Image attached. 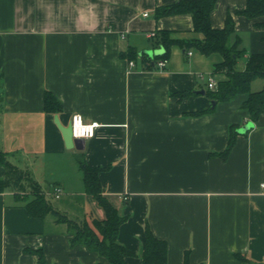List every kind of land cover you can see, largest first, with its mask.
Here are the masks:
<instances>
[{
	"label": "crops",
	"instance_id": "0c3cea01",
	"mask_svg": "<svg viewBox=\"0 0 264 264\" xmlns=\"http://www.w3.org/2000/svg\"><path fill=\"white\" fill-rule=\"evenodd\" d=\"M176 1L0 0V150L57 210L90 225L106 213L86 191L79 161L102 167V194L126 217L118 240L136 254L130 264H141L147 223L167 240L168 264H264V113L225 155L230 126L250 119L248 93L218 102L206 93L210 76H225L215 71L221 55L173 45L163 69L150 65L161 58L144 52L154 50L150 33L202 37L191 13L156 16ZM246 4L216 0L210 15L217 28L232 15V41L238 36L245 51L240 70L264 52L256 25L264 16L238 13ZM259 79L252 90L264 87ZM47 92L58 112L46 108ZM76 112L100 125L82 148H69L58 124ZM55 187L66 196L59 205ZM25 192L0 191V264H40L38 251L46 264H111L72 244V228L54 213L32 215L17 194Z\"/></svg>",
	"mask_w": 264,
	"mask_h": 264
},
{
	"label": "trees",
	"instance_id": "16d2710c",
	"mask_svg": "<svg viewBox=\"0 0 264 264\" xmlns=\"http://www.w3.org/2000/svg\"><path fill=\"white\" fill-rule=\"evenodd\" d=\"M215 3L216 0H178L174 3L157 7V17L176 13H191L194 31L201 33L202 37L180 39L173 37L171 30H162L153 37L154 49H164V53L156 58H169L173 45H180L186 52L196 48L205 55L220 54L222 59L215 64V71L224 72L225 76L219 79L217 89L208 88L206 93L216 102L229 100L240 92L248 93L243 106L249 111V119L255 123L260 115L264 113V87L260 90H252L251 83L256 78L264 79V52L251 53L245 63V68L242 70L237 69L238 59L245 54V51L239 47L241 40L238 36L232 41L234 33L232 15H228L224 27L217 28L212 25L210 15ZM238 13L244 14L249 18L264 16V0H247L246 6L238 10ZM256 25L264 26V21H259ZM130 57L134 58L135 54L133 52L130 53ZM150 59V65L153 66V59ZM191 92L187 91L181 94L184 95ZM45 103L46 108L49 110L58 112L61 108L55 96L49 92L45 95ZM237 128L236 124L230 126L229 142L224 151L225 155L230 152L235 144ZM0 164L5 167V175L0 179V191L11 185L17 186L19 190L26 191L23 196H20L19 193L17 194L19 198L27 200V210L34 216H45L48 213H54L58 221H66L74 233L71 239L72 244H86L90 249L99 252L111 264H130L127 258L136 254L118 240L120 225L126 217L102 194L100 183L102 167H90L84 160L81 159L79 161L86 191L99 202L106 213L104 219L94 218L92 220L93 225H90L87 221L80 223L70 219L67 215L57 210L42 190L40 184L27 172L10 162L5 152L1 150ZM29 194L32 195V198H30ZM167 252V240L156 236L147 223L145 226L144 245L140 253L141 264H168ZM38 253L40 264H46L42 252L38 251ZM93 264L103 263L96 262ZM186 264H189L187 258Z\"/></svg>",
	"mask_w": 264,
	"mask_h": 264
},
{
	"label": "clouds",
	"instance_id": "9594fccd",
	"mask_svg": "<svg viewBox=\"0 0 264 264\" xmlns=\"http://www.w3.org/2000/svg\"><path fill=\"white\" fill-rule=\"evenodd\" d=\"M71 128L73 130V135L77 139H88L94 135V130L98 125L96 122L85 123L84 116L76 112L73 114L71 119ZM255 124L252 121H248L244 127H240L237 129V132L240 135H244L249 129L255 130Z\"/></svg>",
	"mask_w": 264,
	"mask_h": 264
},
{
	"label": "water",
	"instance_id": "95a60500",
	"mask_svg": "<svg viewBox=\"0 0 264 264\" xmlns=\"http://www.w3.org/2000/svg\"><path fill=\"white\" fill-rule=\"evenodd\" d=\"M146 54H148L151 57L154 56H158V55H162L164 53V49L160 48V49H154V50H146L144 51ZM201 92H204V90H202ZM213 104H215V101H213ZM251 121V120H250ZM253 122V121H252ZM63 135H64V139H65V143L66 146L71 148V147H78V148H82L84 145V139H77V138H73L72 137V129H71V123L68 124L67 126H62L60 123L58 124ZM246 125V123L241 126L244 127ZM250 130V129H249Z\"/></svg>",
	"mask_w": 264,
	"mask_h": 264
},
{
	"label": "built area",
	"instance_id": "2783aa9c",
	"mask_svg": "<svg viewBox=\"0 0 264 264\" xmlns=\"http://www.w3.org/2000/svg\"><path fill=\"white\" fill-rule=\"evenodd\" d=\"M155 35H156V32H152V33H150V37H151V36L154 37ZM123 36H124V35H123ZM189 53H191V51H189ZM167 62H168V58H163V57H161V58H159L158 60L153 61V65L157 66V67L160 68V69H163V68L166 66ZM129 64H130V65H134V61H133V60H130V61H129ZM207 85H208V88H210V89H212V90L217 89V86H218V80L216 79V77H214V76H210V77L208 78V83H207ZM72 116H73V115H72ZM71 119H72V118H71ZM92 122H96V124H97L98 126L100 125V123H99L98 121H86V120H85V123H92ZM96 128H97V127H96ZM96 128H95V130H94V134H95ZM71 129H72V128H71ZM72 137L75 138L74 135H73V130H72ZM52 194H54V196L58 198V197L61 195V188H60V187H55L54 192H53Z\"/></svg>",
	"mask_w": 264,
	"mask_h": 264
},
{
	"label": "rangeland",
	"instance_id": "374dc122",
	"mask_svg": "<svg viewBox=\"0 0 264 264\" xmlns=\"http://www.w3.org/2000/svg\"><path fill=\"white\" fill-rule=\"evenodd\" d=\"M218 81H219V79H218ZM262 82V80L261 79H259V78H256L254 81H253V83H252V87H253V89H255V88H259V86H260V83ZM218 87V86H217ZM65 194H63L60 198H53V204L55 205H59L61 202H64L65 201ZM80 223H82V222H80Z\"/></svg>",
	"mask_w": 264,
	"mask_h": 264
}]
</instances>
